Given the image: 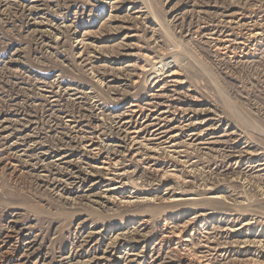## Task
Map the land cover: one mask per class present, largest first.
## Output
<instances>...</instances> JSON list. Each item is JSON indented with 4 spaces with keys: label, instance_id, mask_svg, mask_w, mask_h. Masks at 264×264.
<instances>
[{
    "label": "rangeland",
    "instance_id": "rangeland-1",
    "mask_svg": "<svg viewBox=\"0 0 264 264\" xmlns=\"http://www.w3.org/2000/svg\"><path fill=\"white\" fill-rule=\"evenodd\" d=\"M200 259L264 264V0H0V264Z\"/></svg>",
    "mask_w": 264,
    "mask_h": 264
},
{
    "label": "bare ground",
    "instance_id": "bare-ground-1",
    "mask_svg": "<svg viewBox=\"0 0 264 264\" xmlns=\"http://www.w3.org/2000/svg\"><path fill=\"white\" fill-rule=\"evenodd\" d=\"M174 82H175V80H174ZM203 258V257H202ZM198 264H209L205 259L204 260H202V259H200L199 261H198ZM246 264H252V263H246Z\"/></svg>",
    "mask_w": 264,
    "mask_h": 264
}]
</instances>
